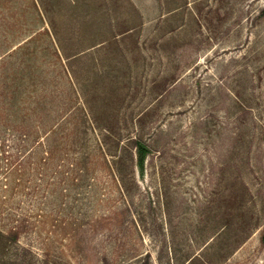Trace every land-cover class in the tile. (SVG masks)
Segmentation results:
<instances>
[{
    "label": "rangeland",
    "instance_id": "374dc122",
    "mask_svg": "<svg viewBox=\"0 0 264 264\" xmlns=\"http://www.w3.org/2000/svg\"><path fill=\"white\" fill-rule=\"evenodd\" d=\"M0 264H264V0H0Z\"/></svg>",
    "mask_w": 264,
    "mask_h": 264
},
{
    "label": "trees",
    "instance_id": "16d2710c",
    "mask_svg": "<svg viewBox=\"0 0 264 264\" xmlns=\"http://www.w3.org/2000/svg\"><path fill=\"white\" fill-rule=\"evenodd\" d=\"M138 149H139L140 152H143L144 151L141 146Z\"/></svg>",
    "mask_w": 264,
    "mask_h": 264
}]
</instances>
